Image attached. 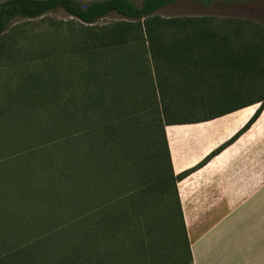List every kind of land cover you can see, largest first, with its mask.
<instances>
[{
	"label": "trees",
	"instance_id": "1",
	"mask_svg": "<svg viewBox=\"0 0 264 264\" xmlns=\"http://www.w3.org/2000/svg\"><path fill=\"white\" fill-rule=\"evenodd\" d=\"M182 1L188 0L0 1V38L8 37L7 52L29 39V32L15 22L63 10L79 26L64 28L60 21L49 26L66 30L70 51L108 57L100 74L90 70L78 75L82 98L70 114L68 155L52 158L56 145L43 143L6 161L18 163L0 175V264H83L118 239L125 247L146 246L141 250L148 253V263L175 258L178 264L192 263L176 189L190 171L173 173L164 125L197 114L212 119L259 103L237 135L247 129L264 108V25L243 16L157 14ZM189 1L210 6L260 0ZM110 15L118 20L98 23ZM39 81L35 74L0 95V138L9 126L47 121L56 113L46 110L54 89H40ZM146 86L152 87L150 100L156 104L147 126V156L146 150L140 153L145 146L136 112L129 111V99ZM39 90L48 96L42 98ZM86 103L94 119L90 126H85ZM140 158L150 164L146 176ZM159 198L177 204L179 239H173L171 228L146 216L148 204Z\"/></svg>",
	"mask_w": 264,
	"mask_h": 264
},
{
	"label": "crops",
	"instance_id": "2",
	"mask_svg": "<svg viewBox=\"0 0 264 264\" xmlns=\"http://www.w3.org/2000/svg\"><path fill=\"white\" fill-rule=\"evenodd\" d=\"M259 106L164 125L173 173L190 171L176 189L191 264H264V108L237 135ZM120 242L106 245L115 250L93 252L83 264H149L141 250L146 246Z\"/></svg>",
	"mask_w": 264,
	"mask_h": 264
},
{
	"label": "rangeland",
	"instance_id": "3",
	"mask_svg": "<svg viewBox=\"0 0 264 264\" xmlns=\"http://www.w3.org/2000/svg\"><path fill=\"white\" fill-rule=\"evenodd\" d=\"M79 1L88 2L91 0ZM133 1L138 4L141 0ZM157 14L163 17L182 15L243 16L264 25V0L235 5L213 3L210 6H202L188 0L164 8L158 11ZM115 20H118V17L110 15L98 23H109ZM57 21L63 22L65 24L64 28L79 26L77 20L68 16L63 10H57L35 20L15 22L13 26L29 32V39L21 44L13 45L8 52L6 51V45L9 44L8 37L5 34L0 38V43H3L4 46V50L0 52V95L14 89L15 85L24 79H34V75L37 74L41 80L39 81L41 84L40 89L47 87L54 89L52 91V102L46 107V110L50 113L51 111L56 112L47 121L24 122L23 124L12 125L6 128L7 132L0 138V163H2L0 164V175L3 173L6 175L8 167L12 169L18 163L13 162V164L7 165L6 161L8 159L20 155L23 153V150L33 145L53 143L56 147L50 150L52 158L59 159L68 155L71 133L70 114L74 106L80 105L82 98L78 75L82 71L87 72L91 70L99 74L104 71L105 66L103 67V64L108 57L106 56L104 60L103 54L82 57L80 54L71 52L66 30H55L49 26L50 22L56 23ZM146 81L147 76H145L143 83ZM136 94L135 100L129 99V111L133 109L136 112L134 116L137 118V127L140 129L139 136L145 146L144 148L141 147L140 153L143 154L146 150L145 156H147L151 147L149 142L151 137L147 126L153 116L156 104H151L150 96L153 95L151 86L137 90ZM40 96L46 98L48 91H41ZM142 98H145L146 102H141ZM86 107L87 121L85 122V126H90L94 123V119L91 117L92 114L89 109L91 106L86 103ZM41 109L37 108L35 110L40 113L44 112ZM97 123L99 124L100 122ZM45 135H49L50 137H47L46 140H39L40 137ZM42 158L46 159L47 155H43ZM24 161L28 162L31 159L27 158ZM139 166L144 176H146L145 174H149L150 164L148 161L144 162L140 158ZM151 173L153 175L152 170ZM166 205H169L170 212L168 215H166L164 210L167 207ZM159 211L160 213H158ZM145 213L150 222L154 219L158 221L157 223L171 228L174 234L173 239L174 237L175 239L181 237V225L175 201L171 200L167 202L164 198H159L157 202L148 204ZM167 247H169V244H166L164 247L168 252ZM105 249L109 248L105 245ZM172 262L170 259L161 261L151 260L149 264H172ZM121 264H125L124 259L121 260Z\"/></svg>",
	"mask_w": 264,
	"mask_h": 264
}]
</instances>
